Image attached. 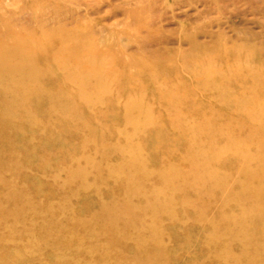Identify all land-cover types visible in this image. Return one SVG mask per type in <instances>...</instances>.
Here are the masks:
<instances>
[{"label":"rangeland","instance_id":"374dc122","mask_svg":"<svg viewBox=\"0 0 264 264\" xmlns=\"http://www.w3.org/2000/svg\"><path fill=\"white\" fill-rule=\"evenodd\" d=\"M140 1L0 12V264H264V0Z\"/></svg>","mask_w":264,"mask_h":264},{"label":"bare ground","instance_id":"6f19581e","mask_svg":"<svg viewBox=\"0 0 264 264\" xmlns=\"http://www.w3.org/2000/svg\"><path fill=\"white\" fill-rule=\"evenodd\" d=\"M145 1V0H143ZM140 1V4L136 7V8H140L141 11H148L150 9H157L158 11L161 12V14L163 16H167V15H173L175 16H179V15H184V13L186 12V6H192V5H197L195 6V10L198 9V3H200V6L206 7V6H211V2L212 0H182L180 2V4L178 3L177 7H172V0H147L148 3L147 4H143L144 2ZM222 1L226 2L227 0H216V5H220L222 3ZM230 1V4L233 5L235 7L236 4V0H228ZM260 1V0H259ZM263 1V0H262ZM254 2H256L254 0ZM253 2V3H254ZM197 3V4H196ZM264 3V2H263ZM261 3V5L263 4ZM131 5H135L133 2H129L127 4H125L123 6V9H121V13L124 14L125 16L128 14V18H126V22L128 24L132 23V18L129 17L130 11H128L130 9ZM216 5H214L216 7ZM260 5V6H261ZM160 6V7H159ZM115 6H113V0H0V12L3 13H8L11 10L14 11V9L19 8V10H21L22 12V16L20 18H18L17 20H21V19H25L23 21V23H27L28 25L33 24L34 27H38V26H43V25H47V23L49 21L54 20V18L59 19L57 24H61V23H65V25H72L73 23H80L82 22V20H86L87 18H91V16L93 14H100L101 12H103L104 10H108V12L114 13V8ZM220 7V6H219ZM223 7V6H221ZM256 9V8H255ZM18 10V9H17ZM18 10V12H20ZM257 10V9H256ZM222 11V9H221ZM258 12V10H257ZM13 13V12H12ZM52 13V14H51ZM224 13V12H223ZM260 12H258L259 14ZM11 14V13H10ZM15 14V13H14ZM261 14V13H260ZM14 17V15H12ZM35 17L33 19V21L30 19V17L32 18ZM219 16V15H218ZM7 17V15H6ZM127 17V16H126ZM8 18V17H7ZM12 19V17H10ZM220 18V17H219ZM227 18V17H226ZM14 19V18H13ZM216 19V18H215ZM151 20V19H150ZM255 20V19H254ZM16 22V20H13ZM87 21V20H86ZM85 21V22H86ZM188 21V20H187ZM257 21V20H256ZM259 21V20H258ZM262 21V20H261ZM53 22V21H52ZM84 22V24H85ZM92 22V21H91ZM99 22V21H98ZM189 22V21H188ZM203 22V21H202ZM219 22V21H218ZM227 22V21H226ZM6 22H4L5 24ZM11 23V22H9ZM185 23V22H183ZM204 23V22H203ZM202 23V24H203ZM3 23H0V25ZM100 24V23H97ZM152 24V23H150ZM227 25V24H226ZM7 26V25H6ZM6 26L4 25V30H7ZM105 26V25H104ZM196 26V25H195ZM203 26V25H202ZM3 27V26H2ZM8 27V26H7ZM88 27V26H86ZM100 27V26H99ZM102 27V26H101ZM111 27V26H110ZM115 27V26H114ZM121 27V26H120ZM259 27V26H258ZM193 28V27H192ZM260 28V27H259ZM263 28V27H262ZM111 29V28H109ZM118 29V28H117ZM233 29V27H232ZM120 30V29H118ZM122 30V28H121ZM243 30V29H242ZM88 31V29H87ZM86 31V32H87ZM113 31V29H112ZM124 31V29H123ZM122 31V32H123ZM182 31V30H181ZM6 32V31H5ZM235 32V31H234ZM242 32V31H241ZM249 32V31H248ZM260 32V31H259ZM8 33V37H9V31L6 32V34ZM114 33V32H112ZM119 33V31H118ZM5 34V35H6ZM113 35V34H112ZM116 35V34H115ZM121 35V34H120ZM119 35V36H120ZM128 35V33H127ZM181 35V34H180ZM241 35V33H240ZM7 36V35H6ZM123 36V35H122ZM99 37V36H98ZM114 37V36H113ZM118 37V36H117ZM116 37V38H117ZM127 37V41H128V36ZM131 37V36H130ZM1 38V37H0ZM75 38V37H73ZM115 38V37H114ZM132 38V37H131ZM217 38V37H216ZM219 38V36H218ZM221 40H223V36H221ZM240 38V37H239ZM244 38V37H243ZM97 39V38H95ZM116 40V39H115ZM246 40V39H245ZM71 41V39H70ZM78 41V40H77ZM94 41V40H93ZM79 42V41H78ZM131 42V41H130ZM95 43V42H94ZM133 43V42H132ZM236 43V42H235ZM117 44V43H116ZM134 44V43H133ZM232 44V43H231ZM48 45V43H47ZM118 45V44H117ZM237 45V44H236ZM255 45V44H254ZM120 46V45H119ZM179 46V45H178ZM250 46V45H249ZM256 46V45H255ZM49 47V46H48ZM138 47V46H137ZM237 47V46H236ZM234 47V49L236 48ZM119 48V47H118ZM122 48H120L121 50ZM237 49V48H236ZM124 50V49H122ZM254 50V49H253ZM147 52L149 50H146ZM179 51V50H178ZM236 51V50H235ZM121 52V51H120ZM125 52V51H124ZM255 52V51H254ZM126 53V52H125ZM251 54V51H250ZM123 55V53H122ZM206 55V53H205ZM238 55V54H237ZM240 55V53H239ZM130 56V55H129ZM232 56V55H231ZM230 56V57H231ZM256 57V55L253 54V57ZM258 56V55H257ZM126 57V56H124ZM132 57V56H130ZM129 57V58H130ZM229 57V55H228ZM229 57V58H230ZM259 57V56H258ZM128 58V57H127ZM126 59V58H124ZM236 59V58H235ZM240 59V58H239ZM254 61V58H252ZM257 59V58H256ZM122 60V59H121ZM128 60V59H127ZM126 60V61H127ZM125 61V60H124ZM176 61V59H175ZM249 61V59H248ZM49 62V61H47ZM177 62V61H176ZM187 62V61H186ZM221 62V61H220ZM50 63V62H49ZM125 64V63H124ZM262 63L260 62V65ZM51 65V64H50ZM126 65V64H125ZM124 65V66H125ZM127 66V65H126ZM146 66V65H145ZM263 66V64H262ZM129 68V66H128ZM48 69V68H47ZM50 69V68H49ZM53 69V68H52ZM140 71V70H139ZM55 72V69H54ZM187 72V71H186ZM184 73V72H183ZM186 74V73H184ZM60 77V76H59ZM53 82V81H52ZM72 85V84H71ZM53 93V92H52ZM51 93V94H52ZM74 226V225H73Z\"/></svg>","mask_w":264,"mask_h":264}]
</instances>
